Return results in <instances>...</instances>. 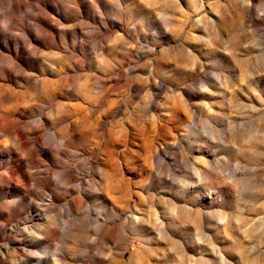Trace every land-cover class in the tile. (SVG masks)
<instances>
[{
	"label": "rangeland",
	"instance_id": "obj_1",
	"mask_svg": "<svg viewBox=\"0 0 264 264\" xmlns=\"http://www.w3.org/2000/svg\"><path fill=\"white\" fill-rule=\"evenodd\" d=\"M0 264H264V0H0Z\"/></svg>",
	"mask_w": 264,
	"mask_h": 264
}]
</instances>
